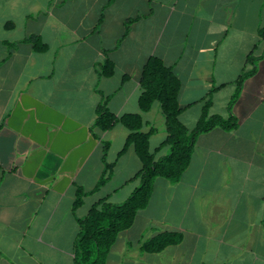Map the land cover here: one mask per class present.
Masks as SVG:
<instances>
[{"label":"crops","instance_id":"obj_1","mask_svg":"<svg viewBox=\"0 0 264 264\" xmlns=\"http://www.w3.org/2000/svg\"><path fill=\"white\" fill-rule=\"evenodd\" d=\"M263 25L264 0H0V264H75L78 218L139 185L125 126H94L101 103L117 119L140 114L142 130L155 129L150 150L170 152L160 104L139 107L152 56L183 82L186 126L210 96L209 114H233L237 127L201 134L179 182L156 179L106 264H264ZM34 35L43 49L27 40ZM254 67L229 111L239 77ZM78 188L87 195L74 208ZM168 231L182 241L142 251Z\"/></svg>","mask_w":264,"mask_h":264},{"label":"trees","instance_id":"obj_2","mask_svg":"<svg viewBox=\"0 0 264 264\" xmlns=\"http://www.w3.org/2000/svg\"><path fill=\"white\" fill-rule=\"evenodd\" d=\"M264 42V25L258 31ZM28 41L34 47L43 49L38 36H30ZM254 65V58H252ZM112 63L106 62L104 74H111ZM255 72V67L244 72L237 81V89L228 105L231 111L236 102L243 82ZM141 95L139 107L142 112L149 111L154 103H159L165 118L167 137L164 145L170 147V152L157 158L150 150V135L154 128L144 132V122L140 114H123L117 119L107 108L105 103L98 106L99 118L94 126L101 130L110 129L116 121H120L128 130L124 150L133 146L140 161L141 168L134 176L139 185L122 203H113L106 198L95 202L86 216L78 218L79 233L75 241V264H106L108 255L116 243L119 234L132 227L137 214L145 209L151 199L157 178H165L177 183L188 168L198 137L215 128L227 131L237 127V119L233 114L227 118L221 115H210L211 98L201 100L202 112L193 128H189L180 120L183 108L180 98L183 91V82L175 74L173 67L159 57L152 56L145 64L140 81ZM106 147V146H105ZM111 167L107 165L99 185L105 182V176L111 174ZM87 192L78 188L74 201V208L84 203ZM183 239L181 233L163 232L141 244V249L147 253H159L168 246L177 245Z\"/></svg>","mask_w":264,"mask_h":264},{"label":"rangeland","instance_id":"obj_3","mask_svg":"<svg viewBox=\"0 0 264 264\" xmlns=\"http://www.w3.org/2000/svg\"><path fill=\"white\" fill-rule=\"evenodd\" d=\"M254 33H255V30H254ZM61 259H60V261L57 264H68L67 260H64V259L61 260Z\"/></svg>","mask_w":264,"mask_h":264}]
</instances>
